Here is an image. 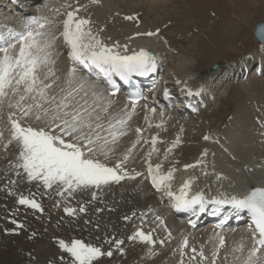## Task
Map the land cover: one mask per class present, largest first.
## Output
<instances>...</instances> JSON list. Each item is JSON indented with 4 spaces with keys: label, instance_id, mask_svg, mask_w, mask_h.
<instances>
[{
    "label": "snow or ice",
    "instance_id": "obj_1",
    "mask_svg": "<svg viewBox=\"0 0 264 264\" xmlns=\"http://www.w3.org/2000/svg\"><path fill=\"white\" fill-rule=\"evenodd\" d=\"M92 3H99V0H91ZM64 7L71 9L66 11L65 19L62 21L63 31L61 36L69 47V56L75 64L82 65L90 72L98 69L111 82V76H119L124 81H129L135 73L140 76L156 71L157 57L150 51L140 48L138 51L129 50L127 45L118 42L113 44L105 43L99 32L93 31L90 18L80 16L81 9L86 11L87 6L78 4L74 7L67 4ZM56 9V14H59ZM129 16L127 19H133ZM54 21L48 17H33L24 25L23 31L8 29L0 31V106L4 99L15 98L14 103H9V108L19 111V118L16 112H10L9 143L15 141L19 146L17 168L23 170L29 181H42L45 188H52L55 184L60 189L58 195L64 191L71 194L76 189H87L90 186L100 188L109 182H119L130 175L123 164L128 160L131 148L122 159L113 166L106 162L114 149L110 146L115 144L119 137L126 135L123 129L131 119L135 111L136 102L133 100L132 111H123L118 117H111L107 120L105 127L102 113L109 112L111 101H104V96L96 91L89 93L85 91L83 79L73 83L77 68L73 66L69 71L68 89H60L61 94L52 93L55 81L45 82L55 73L49 67L47 73L41 77V70L48 67L52 61L51 48L56 39L52 26ZM102 31V30H101ZM156 33H145L155 35ZM262 47H264V21L257 24L256 33ZM137 35H140L139 33ZM83 92L81 96L80 93ZM139 97V93L136 94ZM154 111V109H153ZM27 119H35L40 122L36 126L30 123H23ZM137 133L142 129L137 128ZM0 136L3 133L0 132ZM209 139V137H205ZM180 142L179 137L173 142L172 147ZM139 143V140L136 141ZM136 143L132 145L135 148ZM156 138L153 137V151ZM171 151V148L168 149ZM206 155V152L204 153ZM104 157V159H101ZM148 176L157 190H163L169 196H175V207L177 209H193L199 205L200 211H204L205 197L202 191L197 192L189 198L191 191V180H186L179 188L177 195L172 191L171 181L174 169L166 174H161V165H152L150 161L151 152L148 153ZM200 161H198L199 163ZM194 165H185V168ZM143 173L135 172V176H142ZM95 198V193H93ZM210 203L221 205L228 204L237 212L246 210L250 216L253 226L252 245L243 260V264H264V187H253L248 192L240 195H226L221 193L220 197H212ZM21 205H30L32 208L40 209L41 205L34 199L21 196ZM68 213H73L72 208H65ZM80 211H85L82 206ZM126 219L128 217H125ZM157 220L163 224L161 217ZM190 223H193L190 221ZM193 226L194 223H193ZM167 230V229H166ZM154 231V230H153ZM167 238H171V232H167ZM129 240L139 239L152 245L157 243L152 233H145L138 230ZM116 248L122 253L121 245L123 240L114 241ZM163 245L165 239H160ZM188 238L185 237L180 245L181 264L184 249L188 246ZM220 245L224 244V238H219ZM59 245L66 253L70 254V264H93L102 256L113 255L111 250L106 253L101 247L91 243H85L80 239H73L71 243L64 240ZM241 245L239 250L243 251ZM192 253L197 249L193 247ZM150 254H154L149 249ZM218 249L212 253V264H216ZM201 260H206L204 251L199 252ZM239 259V257H237ZM196 256L190 257V262L195 261Z\"/></svg>",
    "mask_w": 264,
    "mask_h": 264
},
{
    "label": "rangeland",
    "instance_id": "obj_2",
    "mask_svg": "<svg viewBox=\"0 0 264 264\" xmlns=\"http://www.w3.org/2000/svg\"><path fill=\"white\" fill-rule=\"evenodd\" d=\"M39 1L40 0H37V2L31 6H29L30 4H28L27 7L32 8L35 5H37ZM82 1H84L82 5L87 6V12L88 10H90L88 12L89 15L88 14L87 15L92 22L93 31L99 32V34L103 36L106 35V37L104 38L107 40L110 39L112 40L113 37L119 40L122 39L123 36H125V32L129 31L130 28L131 30H138V29L141 30L139 32L137 31V34L140 32H141L140 34H145L149 32L156 33V30L159 29V32L155 34L156 39L167 44V47H169L171 52L173 53V55L168 56L167 59L165 60L166 63H168L166 71L164 72L166 76L173 75L184 81H188L193 85L196 84L199 85L198 82L200 81L199 78L201 77L199 74L200 69L207 68L215 64L219 60L226 61L225 66L222 67L218 72L219 73L221 72L222 74L225 71H229L228 72L229 76L227 77V79L226 76L223 78H221L222 77L221 76L219 77L220 79H218L217 77V79L214 80L215 82L213 83V85L210 87V91L208 93L207 92L205 93V99L200 103L193 105L194 111H192L191 114H188V112L186 113L177 112L176 110L173 109V107L169 108V112H166L173 114L171 115L172 118L174 117L173 120L180 122L182 121L181 124L184 123L182 126L181 124L172 121L169 123L168 129L164 130V132H161L160 129L161 127L159 126L153 125L151 127V125L148 126L146 125L147 129L150 128L154 129V127L155 128L159 127L160 130L156 128L158 131H160V132L157 131V133H161V134L163 133L161 142H163L164 144L160 143L161 145L158 150V155L161 154V151L162 154L159 156L158 160H156L157 155H155L154 158L155 164H160L161 167L163 169L165 167L166 170L167 167L169 168L171 166V163L173 164V162L177 160L179 157L184 155L190 156V154L194 155L195 153L197 154L198 153L197 150H199V146H201L202 144L203 145L205 144L204 146L207 145V140L205 139V135L208 137V133L211 130L213 131L215 130L216 132L218 130L217 132L218 135L226 132L225 130L227 129L231 130V128H233L232 127L233 126L232 122L234 120L233 118L236 117L238 118V120H240L241 118L240 123L241 125H243L241 126L243 130L242 129L240 130L243 132L241 134L244 135L245 132L249 133V135L245 140L248 139L247 143H250L249 145H251V147L250 146L249 147L252 149V151H255L257 148L259 147L261 148V146L262 147L264 146V73L261 75L254 73V69H255L254 62L250 63L251 66H249V68L247 69L249 73L246 78H243L241 76L243 75L244 72L242 71L241 73L240 71L242 67V63L246 58L253 57L251 59H253L254 61V59H256L254 58L256 53L259 55L261 53L264 54V47L258 45L252 38V32L255 25L258 22L264 21V0H163V1L157 0L154 2L155 4L153 2L151 4H148L144 0H133V1L109 0V2H105L106 0H99V3H92L91 0H82ZM27 3H29L28 0ZM99 11H101L105 15H103ZM129 16H132L134 18L127 19V17ZM94 23L95 25H93ZM128 23L129 25L131 23L132 24L129 26ZM139 26H143V27H139ZM114 32H116L115 34L117 33L118 34L115 35ZM109 33H111L112 36H108L110 35ZM120 34H122L121 38L118 37L120 36ZM131 34L136 35V32H132ZM103 36L101 38H103ZM107 37H109L110 39ZM174 53L175 55H180L186 57L187 59L193 60L195 64L192 67H186V68L179 66L176 63ZM229 65H233L234 69L232 70L226 69ZM214 87L215 88L218 87L220 89L219 90L220 93L221 91L225 90L227 91V94H229L228 95L229 109L226 115H221L218 111L219 101H217V99L215 100L212 96V93L214 92L213 91ZM10 110L19 113L18 109L10 108ZM17 115H18L17 118H19V114ZM28 121L32 122V120L30 119H28ZM209 125L210 126L212 125L211 127L215 126L213 127L214 129L213 128L211 129ZM172 126H174L173 127L174 129L172 128ZM204 128L205 129L209 128L210 131H208L207 129L205 130ZM173 134L175 136L177 135L176 137H179L180 140L179 145L176 144L175 146L176 148L167 145L169 144L168 143L169 141L167 142V140H171L173 138L172 137ZM176 137H174V139H176ZM174 141H170V142H174ZM11 143L16 144L15 141H12ZM166 148L167 149L171 148L172 152L167 151ZM142 152L143 151L141 150L140 155L142 154ZM143 159L144 158L142 157L141 161H143ZM17 160H18V151L14 150V158L11 160L12 163L10 164L15 166V168L13 167L14 176H12L11 178H4L7 179L8 181H11V179L14 180L16 186L14 189L12 186L9 188L5 183L1 187L2 190L0 189V194L2 191L12 192L13 190H15L17 192V195H20L19 193H21L28 198L34 199V197L27 196L24 193L30 194L31 191H34L33 192L34 194L39 195V192H41L43 189H41L40 186L36 187L35 189H32L30 186H28V184L22 183L23 174L20 172V170L21 171L23 170L16 167ZM166 162L168 164H166ZM122 182H120L119 184H122ZM23 185L25 188L22 187ZM18 186L22 187L23 189L20 191L21 188H19ZM106 190L107 193L103 192L106 195V197H102L101 200L102 204H99V202L98 203L95 202L93 207L91 208L87 207L88 209L86 211L87 213L86 215L80 214V216L77 217L76 215L75 216L69 215L70 216L69 217L67 214H65L68 217L65 218L63 223L60 221L63 215L60 213V220H59V214L56 215V211L58 208L53 207V205H55L54 202L64 201V199L59 200L58 197L56 196L55 197L57 199L56 201H53V199L46 200L45 204L47 203V206L43 204V206L41 207L44 208L43 211L44 214H46L45 217L47 218L50 217V219L52 217V223L50 222L49 224L47 222V218H45V221L47 222L46 225H50L53 227L52 231L48 232L51 233L49 236H45L46 234L45 230L43 232V235L40 234L39 231L35 232L33 221H30V218L34 217L33 219H36L38 223L42 222L43 216H41L40 214L42 213L43 215V212L40 211L39 212L40 214H38L36 212L29 211V207H27L28 209L25 208V210L28 212L29 215L25 216L26 219L18 218V220L20 221H18L19 224L17 225L24 226L26 223L27 225L32 224L31 225L32 227L27 228L28 231L24 235L26 236L27 233L30 231L31 233L30 234L28 233L27 235L28 237H26L25 239L27 240L30 235H32L31 237L33 239L29 238L28 239L29 242H24L22 247H29V246L31 247L30 249L29 248L27 249V252H25L26 254L24 253L25 254L24 256H21L24 257V259H21L20 257L17 258L15 264H65V263L70 264L71 259L68 256V253H66L64 249H62L63 251L61 250L57 251V252H62L61 255H56V250L58 248H61L59 245V241L61 239L54 238V236H56L54 233H57L58 236H60L61 233L62 234L61 238L64 240H67L66 238L67 235L69 236V238L72 237L76 238L82 236L85 237V239L84 238H80V239H83L85 243H88V241L86 240L88 239L87 238L88 234H89L88 237H90L93 242L96 241L95 239L96 237L99 238V236H97L99 233L102 234V236H104L105 232L107 231L109 235L112 234L108 230L109 226L115 229L114 230L115 236L122 237L124 235L125 237L124 243L121 245L124 251L121 253L118 249H114L113 254L115 255H112L111 257L102 256L109 258L108 261L106 260L102 264H137L136 258L138 257L139 260L142 259L141 264H180L181 263L180 260L181 255L178 253V251H180L179 249L183 238L185 237L188 238L189 236L171 235L173 241L168 242L167 239H165L167 237V234L165 233L160 234L159 227L157 224H155L154 226H151L158 228L155 229L154 234H152L154 236V239L157 241V243L154 246H150L146 242H142L139 239L134 240V244H132L131 243L132 240L128 239V235L129 237L134 235L133 234L134 231L132 228L134 226L133 223L138 222L139 224H141V228H142L141 230L145 231L146 233H149V230L152 229V228H145V224L139 222L137 214H135L132 219L126 220V224H124L125 222L120 221L119 219L120 216H123L128 213L127 208L125 209L124 200L126 199L125 202H127L130 199L128 197H131V195H132L131 199L136 198L137 194L135 193V195L134 194L129 195V193H126L127 197L126 196L124 197L123 193L119 191L121 190V188H119V190L116 189L115 191V188L114 189L112 188V190H110V188L107 187ZM86 191L88 192L89 197L93 193V192L89 193V191L85 189L82 193H78L77 197L82 196V194L84 193L86 195L87 194ZM15 195L16 194H14L13 196ZM38 197L40 198V200H42L40 195ZM139 197L137 196V198ZM0 198H3L2 195H0ZM107 201H109V204H106ZM121 203H123V206ZM51 204H53L52 207L56 211H54L51 207H48L51 206ZM107 206L109 207L110 211L106 210ZM96 207L103 208L102 210L103 212L96 213V210L94 209ZM48 208L51 210L49 211ZM111 209H115V211L112 212ZM123 211L126 212L123 213ZM12 212L13 211L10 210L9 212L10 215ZM115 212H117L118 214H115ZM98 214L101 216H99ZM35 215H37L38 218ZM72 217L73 219H69ZM106 219L107 221H109V224L107 225L105 224ZM133 219H136V221L134 222ZM145 219H147V217ZM151 219L152 218H150V221ZM68 220H70L71 222ZM72 220H74V222ZM67 221L69 224L67 223ZM72 222L73 224H70ZM79 222L82 223L80 224ZM95 222L98 225L100 224L98 227V230L100 231L97 234H96L97 230H94L92 226L96 224ZM149 222L146 223L149 224ZM77 224L78 225L80 224L79 226L81 228H79ZM123 225H125L124 228ZM12 227L16 228L15 226ZM86 227L87 229H85ZM66 228L68 229V231ZM2 229L4 230V228ZM75 229L78 231H76ZM64 230L66 232H63ZM74 231L77 233H75ZM113 239L114 236L112 234L111 238L107 241L108 243L107 245L112 244ZM160 239H165V243L163 245L159 243ZM17 240L18 239H10L4 236L3 237L0 236V258L2 257L3 253L13 252L15 253V255L19 254L21 248H17V247H20L21 243L19 240L18 241ZM30 240H32L31 243ZM188 241H189V247H193L197 245V247L200 248L201 246V248L204 251V255H207L208 252L215 250L217 247L215 241L207 240V239L205 240L202 237H195L193 239L188 238ZM231 241L232 240H230V242ZM229 243H226L227 245L225 248H223L224 250L221 249L223 250V252L228 251V254L230 249L228 247H231ZM149 249H152L155 255H148L147 252ZM104 250L105 249L103 248V251ZM119 253L122 254L121 255L122 259L118 260L117 255ZM176 253H178V255ZM56 257L58 258L61 257L63 260L61 259L60 261L56 259ZM63 257L67 259L66 262L64 261ZM102 257L94 261L93 264H98L97 262H100V260L102 261L103 260ZM197 257L200 258L199 254L197 255ZM1 263L2 262L0 261V264Z\"/></svg>",
    "mask_w": 264,
    "mask_h": 264
},
{
    "label": "bare ground",
    "instance_id": "obj_3",
    "mask_svg": "<svg viewBox=\"0 0 264 264\" xmlns=\"http://www.w3.org/2000/svg\"><path fill=\"white\" fill-rule=\"evenodd\" d=\"M16 1L18 3V6L20 7V9L24 10L26 12H30L33 9V7L32 8L27 7V4H30L29 6H31L37 2V0H28L29 3H27V0H16ZM42 1H44V0H42ZM144 1L148 4H151L152 2L154 3L157 0H144ZM83 2L84 1H82V0H76V2H74V0H64V1L60 0V2L58 4H56V5L52 4L53 8H52L51 13H54L56 15V18L60 19V17H62V13L65 12V8H64L65 5L71 4L75 7L77 5V3L82 4ZM105 2H109V0H106ZM8 7L9 8L11 7V9H15V7L8 0L7 1L6 0H0V19H2V20L7 19L9 12L7 13L6 9ZM58 7H62L63 12L59 11V14H56V9H58ZM66 9L71 10L68 8H66ZM89 9H90V7H89ZM89 11L90 10H88V12ZM18 12H22V11H18ZM88 12H87V9H86V11L84 9H81L79 15L88 17V15H89ZM99 12H101V11H99ZM37 13H40V12L38 11ZM95 13H96V11H95ZM104 13H106V12H104ZM103 15H105V14H103ZM64 18H65V13L63 15V19ZM93 25H95V23ZM128 25H129V23H128ZM139 27H143V26H139ZM107 28H109V27H107ZM137 31L139 32L141 30H139V29L138 30H131V28H130V30L125 32V36H123V38L120 40L115 39V37H113L112 40L109 37H107L111 41L107 40L104 38V37H106V35L105 36L100 35V37L103 36L102 39L105 41V43H108L110 45L113 44L114 42H118L121 45H127L128 49L130 51L131 50L138 51L140 48H144V49L152 52L157 57V61H156L157 67L162 66L163 65L162 62H164L168 56L173 55L170 48L167 47V44L156 39V35L149 36V35H145V34H140L141 32L139 33L140 35H137ZM132 32H136V35H132L131 34ZM144 32H146V31H144ZM53 33H54V31H53ZM115 33L116 32H114V34ZM109 34L110 35H108V36H112L111 33H109ZM117 34H115V35H117ZM54 35H55V33H54ZM118 37L121 38L122 34H120V36H118ZM62 51H63L62 45L59 42L57 43V49L55 48L54 43H53L52 48H51V52H52L51 59H52V61H55V64H57L58 67H60V74H61V76H60L59 73H58V75L55 73V76L58 80V84H57V82H55L53 87H55L57 89H62V88L65 89L66 86L69 87L67 81L69 80V71L73 67L72 65L67 64L65 62ZM174 56H175L176 63L181 67H184V68L192 67L195 64L193 62V60L187 59L186 57H183L180 55H175V53H174ZM251 58H253V57H250V58L248 57L243 61L242 67L240 70L241 73H242V71L245 72L249 68V66H251L250 63L253 62V59H251ZM255 58L258 61L254 60V62H256V64L259 63V65L257 66L255 71L257 73H258V71H259V73L264 72V54L261 53L259 55L256 53ZM207 68H202L199 70V74L201 77L199 78L200 79V81L198 82L199 85L196 84V86H195L197 88V91H198L197 95L200 96V99H203L202 97L203 96L205 97V93L206 92L208 93L210 91V87L213 85V83L215 82L214 80L217 79V77H218V79H220L219 77L222 76L221 78H223L226 76V79H227V77L229 76L228 75L229 71H225L222 74H221V72L220 73L212 72V73L208 74ZM226 69L232 70V69H234V67H233V65H229ZM237 70H238V68H237ZM240 71H239V73H240ZM157 75H158V71L156 72V76ZM81 79H83L85 81V91H87L89 93V102H91V92L92 91H96V92H98L104 96L105 99L101 103H106L107 101H111V104L109 106V112L101 114L104 118L105 123L111 117H118L119 115L122 114L123 111H130V112L132 111L131 105L124 103L122 100H120L118 98L107 97L105 94V88L103 86L95 84V83H89V81L86 79V77L77 70L76 74H75V78L73 79V83L75 84L76 81L81 80ZM61 81L63 83H60ZM190 84H192V83H190ZM219 90L220 89L218 87L217 88L214 87L213 88L214 92L212 93V96L215 100L217 99V101H219V104H218L219 105V107H218L219 113L221 115H226L228 113V109H229V103H228V95L229 94H227V91H225V90L221 91V93H220ZM80 95L82 96L83 92H81ZM5 99H9V97L5 98ZM161 105H162V101L154 103L152 109H151L152 105H148V108L145 109L143 111L142 115L139 117L136 113V111L138 110V108H137L138 106H136L135 111L132 112L131 119L128 121L127 126L123 129V131H125L126 135L119 137L115 144L110 145L111 147H115L120 151V155L122 157L116 158L117 160L122 159L123 156L126 153H128V150L130 148L132 149L131 153L129 154V158L125 162V164L128 167L130 175L134 178L126 177L125 178L126 180L124 179L122 184H119L120 182H117V183L116 182H109L108 185H102L100 188L90 186L89 187L90 189L89 188H87V189H89L88 190L89 193L94 192V190H96L98 192L107 193V190H106L107 187H109L110 190H112V188L113 189L115 188V191H116V189L119 190V188H121V190H119V191L121 193H123L124 197L126 196V193H129V195L130 194L135 195V193H136L137 196L139 197V194H140L139 192L143 191L144 198L139 197L136 200V206H137L136 214L138 216L139 222L144 223L145 228H152L151 226H154L155 224H157L159 227V233L160 234H162V233L167 234V232L170 231L171 235L187 236L186 232L184 231L185 230L184 223H182L181 220L176 219L170 213H168L166 206L157 207L156 205L151 204V203H154V201H156V202L159 201V198H157L158 195L157 194H154V195L148 194L147 195V192L144 188V186L146 184L143 185V182H141V181H144L143 176H135V172H141V169L143 168V162H147L149 160V157H148L149 152H151L150 161H151L152 165L153 166L156 165L154 163V158L156 155L155 153H157V152L153 151V144L151 141H148V140L151 139L152 137H156L157 141L155 143V149L158 148L160 143H162L161 140L163 137V133L162 134L157 133L156 132L157 129H159V127H161L160 128L161 132H164V130L168 129L170 122L173 121V122H176L178 124H181V122H182V121L180 122V121L173 120L174 117L172 118V116H171L173 114L166 113V112L163 113L162 110H160ZM153 109H154V111H153ZM186 109H188V108H186ZM10 112H13V111H11L9 108V101L8 102L6 101L3 103L2 106H0V132L3 133V136H0V176H4V178H11L12 176H14L15 166L10 165V164L12 163L11 160L14 158V150H17L19 152V149H18L19 146L17 145V143L16 144L9 143V140L11 139V137H10V125H9L10 123H8L9 122L8 116H9ZM15 118H17V117H15ZM233 119H234L232 122L233 128H231V130L230 129L225 130L226 132H224V133L221 132L222 134H220V135L217 134L218 130H217V132L215 130L214 131L211 130L212 131L211 132L209 130V128L208 129L206 128L208 131H210L208 133L209 139H206L207 145L204 146L205 144L204 145L202 144L201 146H199V150H197L198 151L197 154L195 153L194 155L190 154V156L184 155V156L179 157L177 160H175L173 162V164L171 163V166L169 168L167 167V169H166L167 171L165 170V167H164V169L161 167L162 168V170H160L161 174H166L170 169H174L173 179L171 181L172 191L174 193H176L178 195L180 186L186 180H189V179L191 180V191L189 192V194L191 192L197 193V192L202 191L204 193V196H207L210 194L221 195V193L228 195L230 192V189L232 187H242L243 189H247L249 187H253L254 184H261L264 186V146L262 147L261 145H263V144H261L260 145L261 148H260L258 145L259 148H257L255 151H252V149L250 148L251 145H249L250 143H247L248 139L245 140L247 138V136L249 135V133L245 132L244 135L241 134V133H243L242 131H240L242 129L241 126H243L240 123L241 118H240V120H238L237 117L233 118ZM25 121H28V119ZM31 123L37 125L40 122L36 121L35 119H32ZM183 124L184 123H182L181 126ZM146 125L147 126L151 125V127L153 125H155V126H159V127L158 128L156 127L157 128V129L155 128L156 130H154L152 128L147 129ZM176 126H175V128H176ZM138 127H140V129H142L141 134L137 133L136 129H134V128H138ZM173 127L174 126H172V128ZM213 127H215V126H213ZM213 127H211V129ZM7 129L9 130V132ZM205 130H204V132H205ZM158 132H160V131H158ZM139 136H141V137H139ZM176 136L173 134L172 135L173 138L172 139L170 138L171 140H167V142L169 141L168 142L169 144H167L168 146H172L173 142H170V141L176 140L177 139ZM138 137L141 138L140 143H136V141L138 140ZM174 137H176V139H174ZM205 137H206V135H205ZM146 141H148V143ZM134 143H136V146H135V148H132V145ZM204 143H206V142H204ZM177 145H179V143ZM139 146L142 147V149H138V148H140ZM180 146H181V144H180ZM168 149H167V151H168ZM139 150L143 151L142 154L140 155L141 158H140V156L137 155V152ZM5 152H7V153H5ZM205 152H206V155H204ZM130 155H131V158H130ZM9 156L11 159L9 158ZM142 157L144 158L143 161H141ZM111 158L112 157H110V160H111ZM156 160H157V158H156ZM167 160H168V158H167ZM198 161H200V162L198 163ZM185 165H194V167L185 168ZM131 167H134L135 170L131 171ZM20 172L23 174V182L22 183L28 184V186H30L32 189H35L36 187H39L41 185L40 186L41 189H43L46 193H48L50 196L49 199L50 200L53 199V201L57 200L55 198L56 196L58 197L59 200H63V199L64 200L65 199L75 200L74 198L77 197L78 193L83 192V191L78 192V190L76 189L71 194H69L67 191H64L63 195H58L57 193H58V191H60V189L57 187V185L54 184L52 186V188H45L43 186L42 181H37V180L29 181L27 179L26 173H24L21 170H20ZM15 178H16V176H15ZM123 183H124V185H123ZM6 185L9 188L12 186L13 189L16 186V184L12 185L11 181L7 182ZM115 186H117V187H115ZM22 187H24V185ZM22 187H19V188H21L20 191L23 189ZM30 187H29V189H30ZM86 195L88 196V192ZM21 196H25V195H23V194L17 195L16 194L15 196L12 195V196L8 197L7 199L0 198V236L1 237L4 236V237L10 238V239H18L21 243L20 247L16 246L17 248H21L18 255H15V253H13V252L12 253H9V252L3 253L2 257L0 258V261L3 264H10V263L15 264L16 259L19 257L21 259H24V257H21V256H24L26 254L25 252H27V249L28 248L30 249V247H31V246H29V247H22V246H23L24 242H29V240H28L29 238L33 239L31 237L32 235H30L29 238L27 239L28 240L27 241L25 238L28 237L27 236L28 233L26 236L24 235L28 231L27 228L32 227L31 226L32 224L27 225V223H26L24 226L17 225V224H19L18 221H20V220H18V218L24 219L26 216L25 208L31 207L30 205H21L19 203V199ZM82 196H83V194H82ZM103 197H106V195L104 193H103ZM131 197H132V195H131ZM131 197H128V198H131ZM29 199H33V198H29ZM99 204H102V202L101 203L99 202ZM48 207L52 208V204H51V206H48ZM43 209L44 208H42L43 215H42V213L40 214L41 216H43L42 222L38 223V221H33L34 228H37L39 233L42 235H43L44 230H45V233L47 234L48 232L52 231V228H53L52 226L46 225L47 222L45 221V218H47V217H45L46 214H44ZM158 209H161L163 212L162 213L158 212ZM10 210L13 211L11 213V215L9 213ZM50 210L51 209H49V211ZM54 211H56V210H54ZM101 212H103V211H101ZM37 215H35V216L37 217ZM157 215H159L162 218V220L164 222L163 224H161L160 221L155 218V216H157ZM99 216H101V215H99ZM73 217L69 218V219H73ZM76 217H77V215H76ZM144 217L145 218L147 217V219H145ZM32 218H34V217H32ZM150 218H152L153 220L151 219V221H150ZM144 219L147 221H145ZM68 221H70V220H68ZM68 221H67V223H68ZM72 221L74 222V220H72ZM103 221H105V220H103ZM103 221H102V224H103ZM73 222L70 224H73ZM146 222H149V224H147ZM124 224H126V222ZM45 225H46V227H45ZM12 226H15L16 228H14ZM47 226H48V228H47ZM71 227H72V225H71ZM2 228H4V230ZM79 228H81V227L79 226ZM67 231H68V229H67ZM76 231H78V230H76ZM80 231H81V229H80ZM75 233H77V232H75ZM88 236H89V234H88ZM225 236H226V241L230 242V240H232L231 241L232 243L226 242V243H229L231 245V247H228V248H230L229 254H231V257L233 259H236L239 262L241 260L243 261L244 258L247 256V252H248L249 248L251 247V242H250L245 230L242 227H239L235 230L226 231ZM195 237H202L205 240L206 239L207 240H213L215 242L217 240L216 233L214 231H212L211 229H208V228H203V229L198 230V231H192L188 238L193 239ZM165 239H167L168 242L173 241L172 238L166 237ZM31 242H32V240H30V243ZM131 243L134 244V240H132ZM241 245L244 246L243 251L239 250ZM220 249H222V248L220 247ZM61 254L62 253L59 252L56 255H61ZM147 254L148 255H155V254H150L149 250H148ZM113 255H115V254H113ZM121 255H122L121 253H119L117 255L118 260L122 259ZM237 257H239V259H237ZM102 258H103V260L102 261L100 260V262H97L98 264H102L104 261L109 260V258H107V257H102ZM138 258H136V263L141 264L142 259L139 260Z\"/></svg>",
    "mask_w": 264,
    "mask_h": 264
},
{
    "label": "water",
    "instance_id": "obj_4",
    "mask_svg": "<svg viewBox=\"0 0 264 264\" xmlns=\"http://www.w3.org/2000/svg\"><path fill=\"white\" fill-rule=\"evenodd\" d=\"M260 23V22H259ZM258 24V23H257ZM257 24L255 25V28L253 30V33H252V36L254 38V40L260 44V41L257 37V35L255 34L256 33V27H257ZM225 61L224 60H219L217 61L215 64H213L212 66L208 67L207 68V73H212V72H217L223 65H224Z\"/></svg>",
    "mask_w": 264,
    "mask_h": 264
}]
</instances>
